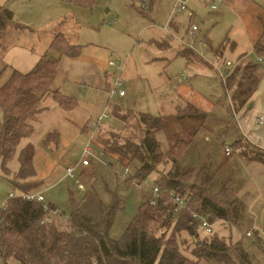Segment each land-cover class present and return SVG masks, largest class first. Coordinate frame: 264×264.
Masks as SVG:
<instances>
[{
  "label": "rangeland",
  "instance_id": "rangeland-1",
  "mask_svg": "<svg viewBox=\"0 0 264 264\" xmlns=\"http://www.w3.org/2000/svg\"><path fill=\"white\" fill-rule=\"evenodd\" d=\"M139 1L93 0L91 6H82L56 0H0V4L5 3L13 10L15 20L21 25L51 30L65 19L62 24L68 41L81 46L99 45L104 50L114 51L126 62L123 96L108 89L89 86L80 94L78 86L69 83L62 92L68 96L75 95L77 104L72 109L62 108L50 95L45 97L41 103L43 109L30 120L31 132L21 138L12 158L6 163L0 158V205L7 200L10 192L16 194L19 191L11 180L19 166V151L29 142L34 147V179L42 181L40 186L29 190L41 191L45 199L68 219L72 210L71 199L79 202L85 193L93 189L102 202L109 205L113 194H116L123 200L124 206L116 212L109 235L120 238L130 219L137 213L144 195L149 196L148 193L155 186V178L173 169V165L170 160H162L158 163L159 172H151L144 179L134 180L131 177L138 161L129 162L121 158L108 145L140 139L144 127L138 122L137 114L140 111L172 117L177 111L176 104L185 101V87L188 86L202 98L201 101H194L211 114L190 142L179 166L192 168L189 182L196 179L203 181L215 192L224 184L237 189L243 209L235 216L239 218L236 225L229 228L223 220H216L214 232L235 240L246 230L257 227L262 229L264 237V166L255 160L246 161L231 145L238 135L230 103L235 86L231 85V91L228 89L227 94L217 70L206 65H219L226 59L234 62L245 53L246 58L240 60L242 64L247 59L255 61L256 58L250 53L249 35L257 38L260 34L264 24V0H214V9L209 7L207 0H186V9L173 14L170 13L174 0H154L152 5V0H145L149 7L144 10L138 7ZM190 11L193 12L192 17L189 16ZM170 16L172 22L168 31L175 36L187 39V27L191 23L197 25L193 40L202 56L197 54L199 58L196 56L195 59L204 64L187 66L184 57L175 56V46L159 48L152 40L165 36L166 31L161 26ZM23 30L18 41H11L17 42L16 46L11 44L5 53L6 65L0 70V84L6 80L12 68L29 70L31 67L28 63L34 60L30 47L37 48L44 40L26 32L28 29ZM204 37L206 44H199L197 41ZM217 50L222 54H216ZM256 74L263 78L264 62L258 63ZM184 77L188 80L185 81ZM112 80L113 76L110 75V83ZM106 105L110 116L97 128H92L90 122ZM114 106H122L130 113L125 119L120 118L114 114ZM2 116L0 106V119ZM225 123L228 128L223 130ZM48 134L49 140L46 138ZM156 135L161 150L165 152L168 148L165 132L160 131ZM225 144L230 146L231 154L225 153ZM86 146L90 147V153L87 158L89 163L84 166L80 161ZM67 166H75L74 176L65 173ZM125 166L128 167L127 175L122 174ZM254 199H260L258 212L250 209L249 204ZM64 217L61 218L63 222ZM166 236H169V232ZM182 236L187 238V242L181 245V249L191 257V237L185 231H182ZM244 238L252 255L250 264H264V238L259 245L250 242L248 237ZM201 262L219 264L212 260ZM0 264H3L1 258ZM8 264L18 262L9 259Z\"/></svg>",
  "mask_w": 264,
  "mask_h": 264
},
{
  "label": "trees",
  "instance_id": "trees-1",
  "mask_svg": "<svg viewBox=\"0 0 264 264\" xmlns=\"http://www.w3.org/2000/svg\"><path fill=\"white\" fill-rule=\"evenodd\" d=\"M66 1L83 6L93 3V0ZM11 25L21 26L14 20L13 11L0 4V48ZM164 43H160V46H164ZM253 47L256 52L264 53V24ZM80 48V44L70 43L63 33H57L48 46L49 50L40 56L30 70L23 72L12 68L9 76L0 84V106L3 110L0 119V158L4 163L12 158L21 138L31 132L30 120L43 109L41 103L46 96L50 95L62 108L75 107V98L53 88V81L60 56H77ZM176 54L184 56L187 62H195L198 53L184 44ZM242 57L244 55L237 60ZM241 62L234 67L225 83L221 81L225 91L231 85L235 86L230 98L235 111L248 101L259 83L256 74L259 62L256 59ZM176 106L177 111L172 117L163 113L153 115L146 111L139 112L138 122L144 126L140 139L113 142L108 146L121 158L129 162L138 161L131 177L134 180L144 179L151 172H159L158 163L170 160L173 169L155 178V185L163 190L191 193L192 200L188 207L174 217L171 213L172 202L165 192L154 202H151L154 196L148 193L149 196L144 195L123 235L116 239L109 235V229L116 212L124 206L123 200L116 194H113L109 205L104 204L93 189L85 193L79 202L71 199L72 210L65 222L61 221L65 216L62 211L45 219L46 212L38 201L21 195L8 197L0 205V258L3 264H8L9 259L18 264H203L202 260L219 264H250L252 255L244 236L259 245L264 238L260 229L246 230L250 233L246 234L245 231L235 240L216 232L210 237L204 234L200 236L199 221L192 212L206 213L211 221L223 220L230 228L236 225L239 218L235 216L242 213L243 203L237 189L228 184L215 192L203 181H188L192 168H181L179 161L210 112L190 101L179 102ZM113 112L123 119L130 113H120L118 108ZM160 131L165 132L168 142L165 152L161 150L156 135ZM231 145L246 161L255 160L264 165L263 147L241 137L234 139ZM33 156L34 147L28 142L19 151V166L11 180L19 192H31L29 189L42 183L34 179ZM49 205L56 207L51 203ZM182 231L191 237V257L181 249V245L187 242ZM168 232L169 236H166Z\"/></svg>",
  "mask_w": 264,
  "mask_h": 264
},
{
  "label": "crops",
  "instance_id": "crops-1",
  "mask_svg": "<svg viewBox=\"0 0 264 264\" xmlns=\"http://www.w3.org/2000/svg\"><path fill=\"white\" fill-rule=\"evenodd\" d=\"M56 1L60 2V3L61 2H67V3L76 4L72 1H66V0H56ZM153 1L154 0L151 1V5L153 4ZM3 4H5V3H3ZM76 5H79V4H76ZM173 6H174V2H173ZM176 11H174L173 7H172L170 14H173ZM61 15L63 16L64 14L62 13ZM192 15H193V12H192ZM72 17H75V16L72 15ZM190 17H192V16H190ZM65 18H66V16H65ZM14 20H15V18H14ZM64 20L65 19L61 20V22L58 21L59 22L58 25L55 26V28L52 27L51 30H47V29H43V28L40 29L41 27L38 29H34L32 27L25 26V25H21L20 27H15L12 25L9 26L7 29V32L4 36V39H3V43H2L3 47L0 48V70L3 67H5V65H6L4 57H5V53L8 51V48L11 46V44L13 46H16V44H17V42L12 43L11 41L13 39H14V41H18L19 36L21 35V32H24L23 29H28V31H26V32L33 34L37 39H39V38L44 39L43 42L37 48L30 47V49L33 50V52L30 54L33 55L34 60L29 62L28 65H30L29 67L32 68L35 65V63L37 62V60L40 58V56H42L46 51L49 50L48 46H49L51 40L53 39V37L57 33H63V35L66 36L65 35L66 33H64V31H63L64 26L62 24ZM15 21H17V20H15ZM171 22L172 21H171V16H170L168 18V20L166 21V23H164V25L168 24L167 28H163L164 25L161 26L162 30L166 31L165 36H162L159 39L152 38V40L157 44V46L159 48H167V47L175 46L174 48H176V53H177V51L181 47L184 46V44H185L184 41L186 39H184L183 37L175 36V35L169 33L168 28H169V25ZM186 31H187V29H186ZM261 31H262V29H261ZM261 31H260V34H261ZM43 34L45 37L42 36ZM257 38H254L253 36L249 35L250 53H252L254 55V57L258 53L254 50V47H253V43ZM206 41H207V39H206ZM70 43H73V42H70ZM160 43H164V46L161 47ZM73 44H77V43H73ZM233 45L234 44L232 43V46ZM110 52H111V50H104L99 45L90 44L89 46H86V45L81 46L80 52L77 56L61 55L59 58L58 66H57L56 76H55L54 81H53V88H58L62 92L63 89L68 88V84L71 83V85H73V86H78V88H79L78 93H80V94L86 90V86H89L90 88H94V89H98V88L105 89V90L108 89V91H109V87L111 84L110 83V75L114 77L113 73H111L109 67L107 66V58H108ZM216 54L221 55L222 51L217 50ZM260 54H264V53H260ZM241 55H244L245 58L247 56L246 53L241 54ZM175 56H182V55L175 54ZM182 57H184V56H182ZM244 57H242V58H244ZM120 58L122 59V57H120ZM125 63L126 62L124 61V67L120 73V75L123 76V77L121 76L122 79L125 77L124 73H123L125 70V65H126ZM185 63L187 66H190V65L192 66L196 63L204 64L201 61H197V60L195 62H191V61L187 62L186 59H185ZM206 65H208V67L210 66L214 69L221 64L212 66V64L207 63ZM31 68H29V70ZM15 69H17V68H15ZM18 70H20V69L18 68ZM20 71L25 72L28 70H20ZM184 76H185V74H184ZM187 80H188V78L185 77V81H187ZM229 90L231 91V89H229ZM233 90H234V87L232 88V91ZM185 91H186L185 92L186 97H184L185 101H190V102L194 103L195 105H197L198 107L202 108L201 106H199V104H197V102L194 101V99H198L199 101H201V99H202L197 94V92L188 86L185 87ZM65 92H66V90H65ZM226 93L228 94L229 91H226ZM63 94H65V93H63ZM124 95H125V93H124ZM121 96H123V95H121ZM72 97H75V95ZM75 101L77 104V99ZM230 103L232 104L231 99H230ZM105 108H107V105L104 107V109ZM115 108H118L120 113L126 112V111L130 112L129 110L124 109V107H122V106L121 107L120 106H114L113 109H115ZM67 110H70V109H67ZM231 110H232V114L234 115V117L236 119L234 127H235V130L237 131L236 134H238L237 136H235L234 139L241 137L243 139L249 140L250 142L264 148V128L258 126L254 122L255 115L259 112H264V76L262 79L259 78V83H258L255 91L251 95V97L248 99V101L238 111H235L233 109V105L231 106ZM208 112H210V111H208ZM210 114H211V112H210ZM222 126L224 128L223 130H226L228 128L227 127L228 125H226V123L223 124ZM249 205H250V209L252 212H258L259 208L261 207L260 199L252 200ZM244 207H246V206H244ZM256 229H259V228L256 227ZM260 230L262 231L261 228H260Z\"/></svg>",
  "mask_w": 264,
  "mask_h": 264
},
{
  "label": "built area",
  "instance_id": "built-area-1",
  "mask_svg": "<svg viewBox=\"0 0 264 264\" xmlns=\"http://www.w3.org/2000/svg\"><path fill=\"white\" fill-rule=\"evenodd\" d=\"M201 1H206V0H201ZM209 7L214 9L216 8V3L214 0H207ZM140 9L144 10L148 8V5L145 3V0H140L139 1V6ZM186 9V0H174V6L173 10L178 11V10H183ZM189 15L192 16V12H189ZM168 24H165L163 28H167ZM198 29L197 25L195 23H191L189 27L187 28L186 35L188 38L184 41L185 45L188 47L192 48L195 50L199 55L202 56V52L198 50V48L195 45V42L193 40V37L195 36L196 30ZM199 44L204 45L206 44V39L201 38L197 41ZM255 58L258 62H264V54L257 53L255 55ZM240 62L239 60L232 61L230 59L224 60L221 65L216 67L215 69L218 72V75L223 83H225L227 77L229 74L233 71L234 67ZM107 66L109 67L111 73H113L114 77L112 80V83L110 84L109 87V92L115 93L117 92L118 95H124L125 91L122 88L123 85V79L120 75L121 71L123 70L124 67V61L114 53V51H111L109 53V56L107 58ZM185 79V77H184ZM110 116V113L108 112L107 108H105L100 114L97 115V117L90 122V126L92 128H97L105 118H108ZM254 122L264 128V112H259L255 115L254 117ZM224 151L226 154H231L232 151L230 149V146L228 144H225ZM90 153V147L86 146L84 149V154L83 158L81 159L80 163L82 165H87L88 162V156ZM74 171H75V166H67L65 168V173L69 176H74ZM128 173V167L125 166L123 170V175H127ZM167 195L168 198H170L172 202V207H171V213L174 217H176L180 211L186 207H188L189 202L192 200V195L191 193H178L174 190H163L161 189L158 185H155L152 188V191L150 192L154 198L151 200V202H154L155 198H157L161 193H164ZM21 195L24 198L27 199H32L38 201L41 205L43 210L46 212L45 214V219H50L52 214H57L60 213V210L55 207L51 208L49 205V202L45 199L41 191H36V192H19L14 194V193H9V197L12 196H17ZM193 217L197 218L199 221V231L203 235L207 236H212L214 233V227L213 224L215 221H211L206 213H200V212H192ZM64 220L66 221V218L64 217ZM249 231H246V234H249Z\"/></svg>",
  "mask_w": 264,
  "mask_h": 264
}]
</instances>
